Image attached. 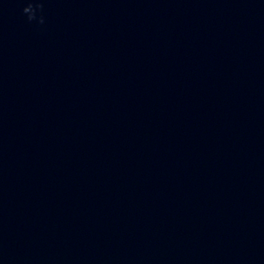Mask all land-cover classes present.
<instances>
[{
    "label": "water",
    "instance_id": "95a60500",
    "mask_svg": "<svg viewBox=\"0 0 264 264\" xmlns=\"http://www.w3.org/2000/svg\"><path fill=\"white\" fill-rule=\"evenodd\" d=\"M0 264H264V0H0Z\"/></svg>",
    "mask_w": 264,
    "mask_h": 264
}]
</instances>
